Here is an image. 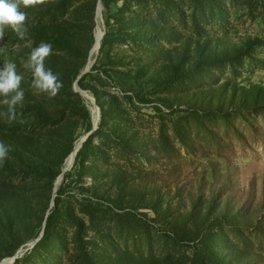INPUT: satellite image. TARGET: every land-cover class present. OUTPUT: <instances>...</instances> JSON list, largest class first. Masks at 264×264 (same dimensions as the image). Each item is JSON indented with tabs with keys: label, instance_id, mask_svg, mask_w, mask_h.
Returning a JSON list of instances; mask_svg holds the SVG:
<instances>
[{
	"label": "rangeland",
	"instance_id": "374dc122",
	"mask_svg": "<svg viewBox=\"0 0 264 264\" xmlns=\"http://www.w3.org/2000/svg\"><path fill=\"white\" fill-rule=\"evenodd\" d=\"M106 2L22 6L0 40L29 102L0 116V264H264V0Z\"/></svg>",
	"mask_w": 264,
	"mask_h": 264
},
{
	"label": "clouds",
	"instance_id": "9594fccd",
	"mask_svg": "<svg viewBox=\"0 0 264 264\" xmlns=\"http://www.w3.org/2000/svg\"><path fill=\"white\" fill-rule=\"evenodd\" d=\"M49 0H0V40L5 36L6 28H11L21 39L28 35L26 27L27 13L21 7H35L46 5ZM4 50L0 48V52ZM52 52L51 43L41 42L29 55L28 61L23 65L30 70L33 76L32 88L37 93H46L49 97H55L63 87L62 81L51 69L45 67L44 61ZM24 77L17 72L14 62L5 60L0 67V104L7 106V111L0 113L5 117V122L10 123L16 118L17 105L23 106L24 89L21 87ZM10 146L0 141V165L8 158Z\"/></svg>",
	"mask_w": 264,
	"mask_h": 264
},
{
	"label": "trees",
	"instance_id": "16d2710c",
	"mask_svg": "<svg viewBox=\"0 0 264 264\" xmlns=\"http://www.w3.org/2000/svg\"><path fill=\"white\" fill-rule=\"evenodd\" d=\"M102 3L104 4V6L106 7L107 6V2H106V0H102ZM106 25H107V21H106ZM108 34H106L105 35V37L103 38V40H102V44H101V48H100V51L102 52V50L105 48V46H106V44H107V42H108ZM1 57V59H3V57L2 56H0ZM24 58H29V56H27V55H24ZM1 59H0V67H2L3 66V64H4V62H5V60H2L1 61ZM49 63V59L48 58H46L45 59V61H44V64H48ZM22 87V86H21ZM24 89V88H23ZM24 94L26 95V91H25V89H24ZM25 100V99H24ZM26 101V105H28L29 106V102L27 103V101L28 100H25Z\"/></svg>",
	"mask_w": 264,
	"mask_h": 264
},
{
	"label": "bare ground",
	"instance_id": "6f19581e",
	"mask_svg": "<svg viewBox=\"0 0 264 264\" xmlns=\"http://www.w3.org/2000/svg\"><path fill=\"white\" fill-rule=\"evenodd\" d=\"M98 43L99 42H98V39H97L96 47L98 46ZM80 144H81L80 142H77V144L75 145V147H74V149H73L72 153L70 154L69 159L67 161V164H66L67 167L71 166V164L73 163V161L75 159V156H76V153H77V151H78V149L80 147Z\"/></svg>",
	"mask_w": 264,
	"mask_h": 264
},
{
	"label": "water",
	"instance_id": "95a60500",
	"mask_svg": "<svg viewBox=\"0 0 264 264\" xmlns=\"http://www.w3.org/2000/svg\"><path fill=\"white\" fill-rule=\"evenodd\" d=\"M103 34H104V32H103ZM92 65V64H91ZM91 65L90 66H86V68L84 69V71L81 73V75L80 76H83L85 73H87L89 70H90V67H91ZM86 138L87 137H84V140H83V142L86 140ZM83 144V143H82ZM82 146V145H81ZM69 167H71V166H69ZM68 167V168H69ZM62 178V175L60 176V178H59V180ZM59 180L57 181V184L59 183Z\"/></svg>",
	"mask_w": 264,
	"mask_h": 264
}]
</instances>
